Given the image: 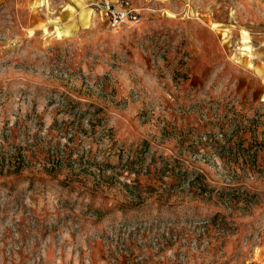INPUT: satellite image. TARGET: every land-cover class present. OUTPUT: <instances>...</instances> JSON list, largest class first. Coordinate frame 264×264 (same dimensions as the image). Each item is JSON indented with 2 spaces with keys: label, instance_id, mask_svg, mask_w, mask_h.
Masks as SVG:
<instances>
[{
  "label": "rangeland",
  "instance_id": "obj_1",
  "mask_svg": "<svg viewBox=\"0 0 264 264\" xmlns=\"http://www.w3.org/2000/svg\"><path fill=\"white\" fill-rule=\"evenodd\" d=\"M97 1L0 0V264H264V0Z\"/></svg>",
  "mask_w": 264,
  "mask_h": 264
},
{
  "label": "trees",
  "instance_id": "obj_2",
  "mask_svg": "<svg viewBox=\"0 0 264 264\" xmlns=\"http://www.w3.org/2000/svg\"><path fill=\"white\" fill-rule=\"evenodd\" d=\"M81 125H76L75 127V132L79 131ZM72 137H70L71 139ZM33 145H35V147L38 146L37 150L38 152H41L40 149V143L38 142V140H35L33 142ZM58 151L62 152L56 155H51V152L49 153V157H48V163L52 162L53 166H56V163L58 164H62V162L68 158L71 157V153L68 152V148L65 145L64 149L57 147ZM31 150L30 146L28 144L25 145V147L19 146L14 153H7V152H2L0 161L2 166H7L8 169L6 170V173H16L18 171H20L26 164H29L32 160H30V158H28L27 154L25 153L26 151ZM43 150V149H42ZM126 160L122 163L119 162V165H117L116 167H118L117 170H119V167H122L123 171H127L131 174H136L137 175V179H139L140 174H145V175H152L155 179L161 181V183H166L167 181H165V179L163 178L164 174V169H166V163L164 165H158L157 164H150V163H144L143 159H144V153L143 151L139 148L136 149L135 151L128 153L126 156ZM56 158V159H55ZM57 160V161H56ZM46 164V165H47ZM84 164V163H83ZM82 164V165H83ZM111 164V163H109ZM151 165H152V170H151ZM105 168L102 167V169L100 170V172H104ZM171 173H173V170L171 171ZM173 176V175H172ZM174 177V176H173ZM177 178V177H176ZM199 179L198 174L194 175L192 177V179L189 181V184L191 186H193V184ZM129 186V184H128ZM203 186V185H202ZM201 186V187H202ZM202 189H204V187H202ZM137 196L141 197L140 194L137 192Z\"/></svg>",
  "mask_w": 264,
  "mask_h": 264
},
{
  "label": "built area",
  "instance_id": "obj_3",
  "mask_svg": "<svg viewBox=\"0 0 264 264\" xmlns=\"http://www.w3.org/2000/svg\"><path fill=\"white\" fill-rule=\"evenodd\" d=\"M95 8L112 27L138 20V10L129 0H99Z\"/></svg>",
  "mask_w": 264,
  "mask_h": 264
}]
</instances>
